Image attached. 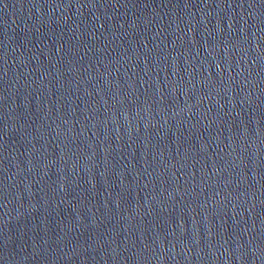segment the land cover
Wrapping results in <instances>:
<instances>
[{
	"label": "water",
	"instance_id": "water-1",
	"mask_svg": "<svg viewBox=\"0 0 264 264\" xmlns=\"http://www.w3.org/2000/svg\"><path fill=\"white\" fill-rule=\"evenodd\" d=\"M0 264H264V0H0Z\"/></svg>",
	"mask_w": 264,
	"mask_h": 264
}]
</instances>
